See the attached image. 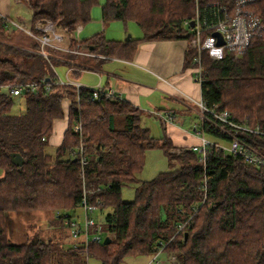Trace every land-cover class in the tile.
<instances>
[{
	"label": "trees",
	"instance_id": "16d2710c",
	"mask_svg": "<svg viewBox=\"0 0 264 264\" xmlns=\"http://www.w3.org/2000/svg\"><path fill=\"white\" fill-rule=\"evenodd\" d=\"M22 1L31 12L32 24L50 21L71 48L77 46L75 27L91 21L92 8L98 3ZM235 2L198 0L201 19L213 21V8L230 9ZM243 9L257 16L263 28L238 59L226 54L212 61L202 53L201 100L209 109L228 112L233 123L247 121L250 128L264 132V0H253ZM194 12L191 0H105L102 22H133L142 38L111 41L100 32L78 44V49L93 57L48 49L49 58H45L24 51L29 62L38 57L36 64L26 67L19 64L24 58L16 62L0 53V264H85L83 254L52 238L34 234L22 243L11 242L12 215L50 211L52 221L64 226L62 215L78 208L82 179L69 150L81 141L87 156L84 183L89 199L100 201L96 212L100 215L110 208L100 232L111 241L91 243L89 258L99 264H121L127 256H155L164 251L173 258L172 264H264V168L217 152H211L203 165L191 148L179 149L167 137L150 136L140 125V110L125 100H94L88 88L55 84L47 89L43 83L45 77L55 79L52 61L74 68L72 74L92 72L86 61L101 64L104 61L99 57L129 60L139 41L190 39L184 23ZM5 26L8 19L0 17V34ZM10 49L4 48V55H12ZM195 55L187 48L185 68L194 66ZM29 82L37 88L22 94L24 112L12 114L16 96L10 89ZM64 100L67 128L55 153L50 154L48 139L55 122L64 118ZM205 115L201 127L210 139L228 143L234 135L264 154V135L236 130ZM77 124L81 139L74 131ZM150 149L163 152L168 169L140 181L136 174ZM13 153L23 158L21 167L10 162ZM130 183L135 185L134 198L122 201V188ZM178 224H184L182 230H177Z\"/></svg>",
	"mask_w": 264,
	"mask_h": 264
},
{
	"label": "built area",
	"instance_id": "2783aa9c",
	"mask_svg": "<svg viewBox=\"0 0 264 264\" xmlns=\"http://www.w3.org/2000/svg\"><path fill=\"white\" fill-rule=\"evenodd\" d=\"M195 5V12L190 20H187L184 24L188 28L191 37L187 39V47L196 52L193 58L194 66L192 67V78L194 82L201 86L203 82L202 67H201V55L203 52L207 53L208 58L212 61L221 60L226 54L232 56L234 59L240 58L250 45L252 38L258 34L263 26L260 19L245 11L243 7L249 4L253 0H236L233 8L217 7L211 11L213 13V21L207 19H201L199 12L198 0H191ZM7 19V18H4ZM190 22L193 26H190ZM8 25L28 35L34 40L39 47V54L45 58H49L47 50H54L62 53H72L80 56L93 57L94 55L78 49L80 43L79 33L81 31L80 26H76L73 32V38L77 43L74 48L70 47V42L66 43L64 37L56 31L54 25L48 20L36 21L32 24L31 28H25L19 23L9 20ZM218 33L223 44L218 45V38L214 36ZM214 50H219V57L214 56L212 53ZM68 75L72 73L74 68H67ZM77 70V69H75ZM84 71V70H79ZM55 74V73H54ZM68 77V76H67ZM43 83L46 88L59 84H71L76 88L84 87L76 80L67 78L66 82H62L57 75L54 78L45 77ZM37 88V84L34 82L22 83L13 86L10 89V94L18 96L24 92L32 93ZM91 91L92 98L99 100L105 99H117L121 100L120 95L114 88L102 87L99 83L93 87L88 88ZM186 101L194 102L197 110L201 115V120L206 118V113L214 117L215 119L229 125L236 130H243L246 132H253L256 134L264 135L263 131L258 128H250L246 122L244 124H235L229 119V114L226 111L216 112L214 109L207 108L202 100H193L190 97H185ZM163 122L171 123L172 117L170 115L159 116ZM74 131L79 134L81 139V125L77 124L74 127ZM193 133L198 137L199 143L191 146V150L199 155V160L205 165L211 152H217L222 154H230L232 156L240 157L245 163L253 165L258 168H264V154L251 147L244 140L237 136L230 135V141L228 143L215 142L212 139L205 138V134L202 131V127L198 130L194 129ZM70 157L78 162L80 168V176L82 179V191L78 209L81 211V215L65 213L62 215V224L67 228L70 243L69 247L79 251L83 254L85 264H88L89 254L88 247L91 243H100L103 241L102 234L100 232V223L93 217V215L99 209V200L95 202L90 201L89 191L85 187L84 183V170L87 162V156L84 151V144L81 141L79 146L69 150ZM205 183V182H204ZM99 189V188H98ZM59 215L60 213L57 212ZM184 224H178L177 230H182ZM162 251L159 249L158 252Z\"/></svg>",
	"mask_w": 264,
	"mask_h": 264
},
{
	"label": "crops",
	"instance_id": "0c3cea01",
	"mask_svg": "<svg viewBox=\"0 0 264 264\" xmlns=\"http://www.w3.org/2000/svg\"><path fill=\"white\" fill-rule=\"evenodd\" d=\"M21 2L22 0H0V17L15 21L25 28H31V20L30 22L22 21L21 17L18 19L17 13H14V6ZM25 6L28 8L27 5ZM80 27L79 37L86 31H88V33L84 34L87 35L86 37L99 32L95 30L96 32L93 33L94 31L91 28L85 27V25ZM103 27H101V32L104 31ZM4 28L2 29V35L8 41L2 42L3 48H7V46L11 47L13 42L20 44L23 51L27 53L39 54L37 43L28 35L9 25ZM26 36L29 37V40L24 38ZM140 38H142V32L134 40ZM14 39L18 41L15 42ZM187 48V41L183 39L139 41L136 50L129 60L116 58L103 59L99 57L97 59L104 61L101 64H99L100 61L97 62L96 60H88L86 62L87 65L95 70L92 71L93 73L100 74L99 84L102 87L114 88L120 95L121 100H125L140 111L143 110L148 115L155 116L163 125L166 137L174 145L176 142L183 144L180 148H190L199 143V139L193 131L196 128H201L202 120L200 125L194 127L192 132L189 131V127L184 126L180 128L174 124V118L177 119V116L178 120L183 124L193 123L191 112L196 113V110L185 100L186 96L195 100L201 99V86L194 82L192 68L184 67V57ZM81 73L83 71L71 73L73 80L78 82ZM103 76H105V79ZM65 112L64 109L65 120L64 118L58 120L53 126L52 134L48 140L50 146L57 147L62 141L63 134L67 128ZM160 115H170L172 122H163L159 117ZM195 123L196 121L192 125ZM156 256H154L152 261L155 260Z\"/></svg>",
	"mask_w": 264,
	"mask_h": 264
},
{
	"label": "rangeland",
	"instance_id": "374dc122",
	"mask_svg": "<svg viewBox=\"0 0 264 264\" xmlns=\"http://www.w3.org/2000/svg\"><path fill=\"white\" fill-rule=\"evenodd\" d=\"M104 2L105 0H98V3L92 8L91 21L87 23L85 27L89 29L91 28L94 31L93 33L96 32L95 30L99 31L97 33H100L101 27L104 26L103 35L105 39L111 40V41H118V40L123 41L128 35L132 39H135L139 35V33L141 34L140 28L133 22L124 24L121 21H110L104 24L101 20V7L104 4ZM25 5H26L25 1H22L19 4H16L14 6V11H15L14 13H17L18 19L21 17L22 21L30 22L31 12ZM125 27H126V31H125ZM86 33H88V31L84 32V34ZM84 34L80 35L79 37L80 40L89 39L90 37L95 35L93 34L91 36L86 37L87 35H84ZM24 38L29 40L28 36ZM3 41H8V39H6L5 36L0 34V53L3 57L7 56L8 58L16 62H18L20 58L21 59L24 58V61L23 62L20 61L19 63L20 65H24V67H26L28 63H32V64L37 63L38 57L36 59L31 60L30 62L28 61V58L24 57L25 53L22 47H20V44L18 43L12 42L11 49H10V50H14L12 51V55L10 53L4 55V51H3L4 48L2 45ZM14 41L16 42L18 40L14 39ZM9 43H11V41H9ZM51 68H52L51 70H53L55 75H57L58 78L62 82H66L67 78L73 79L70 74L68 75V71H67L68 69L66 65L59 64V63H53L52 61ZM99 75L93 72L85 71L81 73V75L79 76L78 82L87 88H93L99 83ZM103 77L105 79V76ZM192 99L195 100L194 98ZM197 100H200V99H196V101ZM188 102L196 110V113L191 112L192 114L191 117H193V123L195 121L196 123L194 125H192L193 123L183 124L182 122L178 120V116H177L176 117L177 119L174 118L175 120L174 124L180 128L184 126L189 127V131L192 132L194 127H197V125H200L201 115L198 112L194 102H191V101H188ZM66 105H67V101L64 100L63 109H66ZM24 110H25V106H24V100L22 98V95L13 97V104L10 110L11 113L18 115V114L23 113ZM140 113H141L140 125L143 128L147 129L148 134L150 136H152L155 139H162L163 137H166L165 130H163V125L160 123V121L157 118H155V116L148 115L143 110L140 111ZM204 136L205 138L210 139L208 136L206 135ZM173 146L176 148H180V146H183V144H178L175 142V145L173 144ZM47 150L49 151L50 154H54L56 147L50 146L48 144ZM167 169H168V166H167L166 157L160 149L146 150L144 154L143 168L136 174V179L140 181H148V180L153 179L158 173L164 172ZM0 177H1V171H0ZM134 189H135V185L132 183L125 185L121 191L122 201H126V202L132 201L134 198ZM109 211H110V208H106L101 215L100 213H96L93 215V217L99 223H101L103 222L104 215L108 213ZM72 214L80 216L81 211L80 209L77 208L74 212H72ZM12 218H13L12 240H11L12 243H22L28 237L36 234L44 238H52L56 241H60L61 243H63L62 245L64 246H69L70 237L68 236L69 234L67 232V228L60 225L59 223H54L52 221L53 215L50 211H37V212L32 213L29 216L28 215H12ZM153 258H154L153 255L152 256H149V255L127 256L123 259L121 264H172L173 262V258L169 257L167 252H162V253L160 252L159 254H157L154 261H152ZM88 264H99V261L94 258H89Z\"/></svg>",
	"mask_w": 264,
	"mask_h": 264
},
{
	"label": "water",
	"instance_id": "95a60500",
	"mask_svg": "<svg viewBox=\"0 0 264 264\" xmlns=\"http://www.w3.org/2000/svg\"><path fill=\"white\" fill-rule=\"evenodd\" d=\"M190 26H193V23L192 22H190ZM214 36H216L218 38V45H222L223 42H222L219 34L218 33H215ZM129 40H130V36L128 35L124 39V41H129ZM73 161H75V159H73ZM10 162L12 164L18 166V167H21L23 165L24 160H23V158L19 154L13 153V154L10 155ZM184 236L186 238L187 233H185ZM110 241H111L110 238L108 236H105L104 239H103V241H102V244L103 245H107V244L110 243Z\"/></svg>",
	"mask_w": 264,
	"mask_h": 264
},
{
	"label": "clouds",
	"instance_id": "9594fccd",
	"mask_svg": "<svg viewBox=\"0 0 264 264\" xmlns=\"http://www.w3.org/2000/svg\"><path fill=\"white\" fill-rule=\"evenodd\" d=\"M212 54H213L214 56L219 57L220 52H219V50H214Z\"/></svg>",
	"mask_w": 264,
	"mask_h": 264
}]
</instances>
